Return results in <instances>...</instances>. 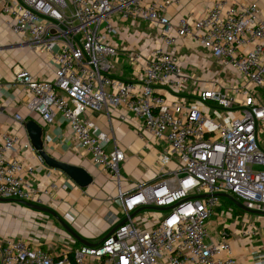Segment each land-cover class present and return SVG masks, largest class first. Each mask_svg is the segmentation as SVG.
Masks as SVG:
<instances>
[{
    "label": "built area",
    "instance_id": "built-area-1",
    "mask_svg": "<svg viewBox=\"0 0 264 264\" xmlns=\"http://www.w3.org/2000/svg\"><path fill=\"white\" fill-rule=\"evenodd\" d=\"M181 1L0 0V15L10 33L54 65L52 80L16 66L15 80L30 96L28 110L39 114L44 126L57 116L63 119L91 162L117 181L114 201L122 213L111 215L113 223L127 218L94 246L73 240L48 252L26 238L0 237V264H246L233 249L232 228L237 230L239 215L234 217L230 209L222 212L220 228L213 233L207 224L220 194L264 212L259 127L264 104L256 93L264 88V0H208L201 16L185 15L172 24L168 12ZM120 20L154 24L161 45L120 47L114 41ZM176 39L194 41L234 72L238 82L233 90L196 86L171 49ZM123 57L134 67L133 78L112 73ZM190 82V96L183 95ZM103 108L109 114L120 110L123 122L130 115L139 120L143 131L166 143L158 156L162 166L178 157L177 168L164 169L154 182L124 189L120 163L125 153L117 146L106 150L110 137L89 116ZM13 117L24 120L18 113ZM19 144L20 136L10 133L0 142V197L42 204L46 189L32 183L34 166L14 156ZM198 195L206 196L186 201ZM144 206L171 208L166 215H144L140 222L130 217ZM240 233L250 239L259 228L247 223ZM252 256V264H264V252Z\"/></svg>",
    "mask_w": 264,
    "mask_h": 264
},
{
    "label": "crops",
    "instance_id": "crops-1",
    "mask_svg": "<svg viewBox=\"0 0 264 264\" xmlns=\"http://www.w3.org/2000/svg\"><path fill=\"white\" fill-rule=\"evenodd\" d=\"M208 3V0H182L180 6L168 12V17L172 24H175L179 18L185 15L201 16L205 12ZM141 25H145V28L142 29ZM118 26L120 33L114 41L122 48L131 50L148 45H161V39L158 35L159 28L150 22L120 20ZM146 28H149V30ZM15 45H12L7 53H0V85H2L0 88V111L2 112L0 115V142L5 133L20 136V144L14 156L20 161L34 166L35 176L32 183L39 189H46V192L41 194V203L55 209L89 242L97 243L117 224V222L113 223L111 217L112 214H117L113 208L117 181L101 167L91 162L90 156L80 148L70 128L60 116H57L51 124L44 126L41 116L28 110L27 102L30 96L23 85L15 80L16 66L24 67L39 79L52 80L54 78V65L48 57H40L33 47L23 44H21L22 46ZM171 49L182 60L186 76L195 78L197 81L198 76L187 74L186 68L189 64H194L193 66L197 69L206 68L205 60L199 58V56L203 58L205 53L209 56L208 52L190 39H176L175 45ZM122 59L128 58L123 57ZM122 66L123 71H120L121 75H118L124 78H133L135 74L134 67L131 64L130 66L122 64ZM122 66L118 65L117 67L121 68ZM15 113L20 114L24 120L14 119L13 115ZM119 113L120 110H111L109 114L103 108L91 112L89 116L110 137V142L106 144V150L110 152L117 146L125 153V160L120 163V184L124 189H133L142 182H154L158 180L164 169L173 170L177 168L179 164L178 157H173L167 167H163L159 162V154L167 149V145L163 140L155 139L149 133L143 131L141 122L132 115L129 116V122L121 121L118 117ZM30 119H35L45 127L44 143L47 152L59 160L87 169L94 177L91 185L80 188L65 173L50 168L44 163L38 152L33 148L24 127V123ZM261 145L264 149V139L262 137ZM3 220V215L0 213V237L17 238V235L11 234L8 229L4 230V233L2 232L1 224H4L2 223ZM216 222L217 224L220 223L219 217L216 218ZM208 224L216 227L215 230L220 228L217 224L212 225L211 219ZM56 229L51 221L48 226L49 231L43 232L42 230L39 236L30 237L26 235L28 237L21 238L40 244V236L53 240V238L55 239L53 235L59 234L63 237H59L62 240L59 243L60 248L65 247L74 240L65 231L60 230L58 233ZM232 229L236 233L235 227ZM233 235L234 255L239 261L252 264V254L259 253V251L264 252V237L259 239H256V237L254 240L247 242L242 238H234L238 234ZM64 240H68V243L63 242Z\"/></svg>",
    "mask_w": 264,
    "mask_h": 264
},
{
    "label": "rangeland",
    "instance_id": "rangeland-1",
    "mask_svg": "<svg viewBox=\"0 0 264 264\" xmlns=\"http://www.w3.org/2000/svg\"><path fill=\"white\" fill-rule=\"evenodd\" d=\"M144 26L145 25H141L140 27L144 29L145 28ZM146 29L149 30V28H146ZM14 44H16L17 46H22L20 44V40L14 35H12L10 31L6 28L4 18L0 15V53H5V52L7 53L10 47ZM204 56L205 57L203 58L202 56L201 57L199 56V58L205 60L207 64L206 68L197 69L193 66L194 64L192 65L189 64L186 68L187 74H190V75L196 74L198 76L199 79H197L196 86L200 85L201 87L206 88V87L213 86V85H220V86H224L225 88H227L228 91H232L238 82V76H236V74L230 71L229 69L223 68V66L218 61L210 58L209 56L206 55V53ZM121 63L124 64L125 66L126 65L130 66L129 59H123V62ZM122 64L120 65L122 66ZM120 71H123V68H120V67L118 68L115 66V69L114 70L112 69L113 74L121 75ZM193 87L194 85L190 82L189 87L187 88L186 92H184L183 95L190 96V92H192ZM256 91H257L256 93H257L258 100L264 104V88L262 89L258 88ZM238 107L239 106H236V108ZM259 127L261 131L260 138L262 137L264 139V123L262 122ZM115 191H116V187H115ZM113 208H114L115 213L117 214L122 213V208L118 206L117 204H114ZM228 209L232 211L234 217H236L237 215H239L240 217L239 226L236 230V233L235 232L233 233L234 235L238 234L237 236L239 237L233 235L234 238L244 239V237L241 236L240 231L244 229L247 223L249 224L255 223L256 226L259 228V234L257 236H253L250 239L245 238L247 242L254 240L256 237H257L256 239H259L260 237H264V215L252 214L240 208H236L235 205L229 199L224 198V197L220 198L218 209L217 211H215V213H213V216L211 217L212 225H216L217 224L216 218L219 217V215L222 212H225ZM0 213L3 215V218H4V220L2 221V223L4 224L3 225L1 224L2 232L4 233L5 232L4 230L8 229L9 231H11V234H16L17 238H21L24 236L25 237L39 236L41 235L40 232L42 230L43 232L49 231L48 226L51 221L56 226L57 228L56 231L58 233L60 230H62L63 232L65 231L62 228L61 224L52 215L47 214V213H42L39 211H35V210L32 211L31 209L27 207H22V205L16 202L0 203ZM166 214H167L166 211L161 212V211H156V210H144L140 212L139 214H137L134 218L135 220L140 222L141 217L144 215H151L153 217H158L159 215H166ZM257 218L259 219L257 220ZM151 219L153 218L151 217ZM226 220H228V222L233 224V221H234L233 218L227 217ZM207 228L212 233L216 229V227H212L211 224H207ZM214 236L219 237L217 232L214 233ZM53 237H55V239L53 238V240L52 239L50 240L49 238H43L42 236H40L39 242L45 251H48V252L54 251V247L55 249L60 248L59 243H61L62 241L60 238H63V237L59 234L58 235L55 234L53 235ZM67 241L64 240L63 242L68 243ZM68 246L70 245L68 244Z\"/></svg>",
    "mask_w": 264,
    "mask_h": 264
},
{
    "label": "water",
    "instance_id": "water-1",
    "mask_svg": "<svg viewBox=\"0 0 264 264\" xmlns=\"http://www.w3.org/2000/svg\"><path fill=\"white\" fill-rule=\"evenodd\" d=\"M24 127L28 133V136L31 140V144L33 148L38 152L41 159L44 161V163L48 167L65 173L70 178V180L80 188H86L93 183L94 177L87 169H85L84 167L78 166V165H74V164L59 160L47 152V150L45 149V143H44L45 127L42 124H40L35 119H30L24 123ZM205 196L206 195L191 196L186 201L190 200L191 198H202ZM220 196L229 199L238 208L246 212H249L252 214L264 215V212H261L258 210L247 209L240 201H238L237 199H235L229 194H220ZM0 202L2 203L16 202L31 210L50 214L56 218V220L61 224L65 232L70 237H72L75 241L79 242L82 245H86V246L97 245V243L89 242L82 235H80L55 209L49 206H46L40 203H32V202H28L22 199H15V198H1L0 197ZM170 208L171 207L144 206V207L138 208L133 213H131L130 217H134L144 210L167 211ZM126 221H127V218L115 224L110 229V231L102 238V240L107 238L109 235H111L118 227L123 225Z\"/></svg>",
    "mask_w": 264,
    "mask_h": 264
},
{
    "label": "trees",
    "instance_id": "trees-1",
    "mask_svg": "<svg viewBox=\"0 0 264 264\" xmlns=\"http://www.w3.org/2000/svg\"><path fill=\"white\" fill-rule=\"evenodd\" d=\"M236 208H238V207H236ZM75 243H76V245H79V244H80V243H79V242H77V241H76Z\"/></svg>",
    "mask_w": 264,
    "mask_h": 264
}]
</instances>
